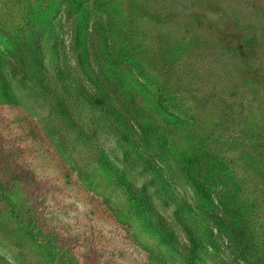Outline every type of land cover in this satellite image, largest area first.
<instances>
[{
	"label": "rangeland",
	"instance_id": "1",
	"mask_svg": "<svg viewBox=\"0 0 264 264\" xmlns=\"http://www.w3.org/2000/svg\"><path fill=\"white\" fill-rule=\"evenodd\" d=\"M0 74V264H264V0H0Z\"/></svg>",
	"mask_w": 264,
	"mask_h": 264
},
{
	"label": "trees",
	"instance_id": "2",
	"mask_svg": "<svg viewBox=\"0 0 264 264\" xmlns=\"http://www.w3.org/2000/svg\"><path fill=\"white\" fill-rule=\"evenodd\" d=\"M40 24H42V22H40ZM39 31H40V33L44 32L43 27H41ZM0 80L5 85L7 84V78H5L2 74H0ZM81 92H82V90H81ZM81 92H78V93L81 94ZM87 93H88V96L86 94H82V95L89 97L88 99L92 102L103 103V100L101 98H94L93 99V96L89 92H87ZM108 109H109V107H107V111H108ZM186 206H189V203ZM180 222H181V225L185 228V230L190 235V238H189L190 243L189 244L185 243L183 246L185 247V249L188 250L189 254L192 255V257L193 256L195 257V255L197 254L199 246L202 244L201 242H203V240L206 239L207 232L209 230L207 228H203L202 226H200L197 223L195 216L191 220L190 219L188 220L186 217L180 218ZM166 225H167L166 223L161 225V228L165 227ZM165 233H167V231ZM164 235L168 236L167 234H164Z\"/></svg>",
	"mask_w": 264,
	"mask_h": 264
}]
</instances>
